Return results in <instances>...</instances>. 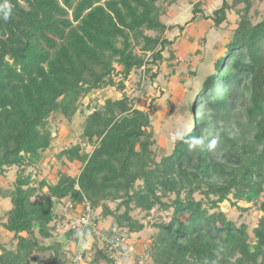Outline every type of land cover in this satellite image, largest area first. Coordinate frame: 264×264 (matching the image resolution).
<instances>
[{
	"label": "trees",
	"instance_id": "obj_1",
	"mask_svg": "<svg viewBox=\"0 0 264 264\" xmlns=\"http://www.w3.org/2000/svg\"><path fill=\"white\" fill-rule=\"evenodd\" d=\"M263 2L221 0L206 14L205 1L188 0V23L167 25L162 18L177 0H0V174L16 168L0 190L11 202L0 217V264H74L77 253L80 264H116L92 229H67L64 201L72 212L87 201L95 228L107 222L109 235L138 234L146 225L131 214L157 212L150 264H264ZM230 14L229 39L186 104L191 130L160 154L150 103L137 107L127 85L155 84L161 64L174 65L186 25L204 21L222 33ZM111 90L120 96L95 95ZM77 113L80 142L55 160L79 164L78 174L35 180L52 150L49 120L71 122ZM239 202L261 212L252 236L221 211L225 203L247 211Z\"/></svg>",
	"mask_w": 264,
	"mask_h": 264
},
{
	"label": "rangeland",
	"instance_id": "obj_2",
	"mask_svg": "<svg viewBox=\"0 0 264 264\" xmlns=\"http://www.w3.org/2000/svg\"><path fill=\"white\" fill-rule=\"evenodd\" d=\"M198 1H205L207 3V6L204 7L206 14L212 13L221 4V0H194V2ZM257 5L260 10H264V2L262 5ZM190 11L188 0H177L176 4L168 8V13L162 18V21L167 25L186 24L192 16ZM228 18L230 20V27H226L222 33L213 30L204 21L189 26L186 25L184 37H178L172 48L176 58L172 61L174 65L169 67L167 66L168 62H163L159 68L160 72L155 84H151L150 80L146 79L142 82L140 88H137L134 82L127 85L128 92L133 93L137 91L135 94L137 96V107L142 106L143 103L145 106L150 103L151 119L160 154H167L172 149L178 135L186 130H191V113L186 109V104L192 100L204 78L213 71L214 61L218 55H221L220 52L218 54V51L223 48L224 43L229 39V30H231L236 16L235 14H230ZM177 34V31L168 32L167 36L173 39ZM203 38L206 39L204 47H202ZM195 50H201L202 54H194ZM166 57H168V54H166ZM117 68L119 67L117 66ZM157 86L162 88V92H164L160 97ZM95 95L100 98H106L109 95L114 99L120 96L114 90L109 91V93L104 91ZM153 98H156V100L151 103L150 101ZM84 112V114L88 113L86 110ZM83 121L84 115L79 113L74 116L71 122H68L61 116L49 120L54 134L52 150L46 153V160L37 169L39 173L36 171L35 180H51V176L58 170L67 171L71 176L78 174L80 170L79 164L68 163L67 165H62L59 161L55 160V156L65 147L80 142ZM85 150L86 152H90L92 148L85 146ZM15 176L16 168H10L3 174H0V190L9 188L15 180ZM238 206L247 211H241L229 203L221 205V211L237 225L245 224L248 227L250 236H252V230L261 216V212L245 202H239ZM10 208V200L0 195V217L4 216ZM131 215L141 220L146 227L142 232L130 236L132 241L135 242L134 250L126 261H116V264H133L134 261H138L139 264H150L145 253L152 237L156 234L151 225L154 222L153 218L158 213L153 211L151 215L145 217V213L137 210ZM159 215L164 217L166 221L168 220V213L162 212ZM104 224V228L101 229L102 232L106 231L109 223L106 222ZM8 241V236L3 237V243ZM88 241L92 242L90 236H88ZM71 244L69 243L68 245Z\"/></svg>",
	"mask_w": 264,
	"mask_h": 264
},
{
	"label": "built area",
	"instance_id": "obj_3",
	"mask_svg": "<svg viewBox=\"0 0 264 264\" xmlns=\"http://www.w3.org/2000/svg\"><path fill=\"white\" fill-rule=\"evenodd\" d=\"M72 205L69 201H64L63 215L67 219V229H70L74 233H81L85 229H92L93 232L98 236L101 243L107 248L110 258H115L116 261H126L130 254L134 250L135 242L132 241L128 235H109L101 230L95 228L93 222V212L90 204L85 201L82 204V209L78 212L70 211ZM58 228H61L58 226ZM82 238L80 237L77 241L76 251L80 249ZM82 261L81 254L77 253L72 259L74 264H80Z\"/></svg>",
	"mask_w": 264,
	"mask_h": 264
},
{
	"label": "water",
	"instance_id": "obj_4",
	"mask_svg": "<svg viewBox=\"0 0 264 264\" xmlns=\"http://www.w3.org/2000/svg\"><path fill=\"white\" fill-rule=\"evenodd\" d=\"M0 117L2 118L3 121H6L7 113H2V114L0 115Z\"/></svg>",
	"mask_w": 264,
	"mask_h": 264
},
{
	"label": "clouds",
	"instance_id": "obj_5",
	"mask_svg": "<svg viewBox=\"0 0 264 264\" xmlns=\"http://www.w3.org/2000/svg\"><path fill=\"white\" fill-rule=\"evenodd\" d=\"M4 19H5V20L8 19V15H7V14H5Z\"/></svg>",
	"mask_w": 264,
	"mask_h": 264
},
{
	"label": "crops",
	"instance_id": "obj_6",
	"mask_svg": "<svg viewBox=\"0 0 264 264\" xmlns=\"http://www.w3.org/2000/svg\"><path fill=\"white\" fill-rule=\"evenodd\" d=\"M73 239V238H72Z\"/></svg>",
	"mask_w": 264,
	"mask_h": 264
}]
</instances>
